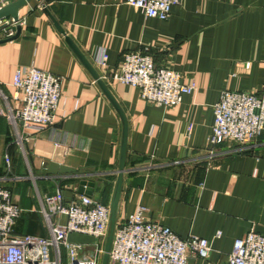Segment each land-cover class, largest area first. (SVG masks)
Masks as SVG:
<instances>
[{
    "label": "crops",
    "instance_id": "0c3cea01",
    "mask_svg": "<svg viewBox=\"0 0 264 264\" xmlns=\"http://www.w3.org/2000/svg\"><path fill=\"white\" fill-rule=\"evenodd\" d=\"M19 17L25 20L20 37L0 44V92L8 97L0 94V107H20L12 86L18 67L34 65L63 77L64 91L54 126L30 133L23 145L0 115V186L23 210L15 234L48 238L40 199L62 191L66 201L76 200L81 180L93 182L92 198L110 206L118 178L122 121L52 18L128 119L117 225L143 205L149 220L182 239L210 240L209 258L191 256L188 264H228L236 239L264 234V134L245 145L209 144L213 108L223 91L264 95V0H183L167 21L146 18L126 0H32ZM101 51L109 55L106 67L96 64ZM135 52L181 73L185 83L194 81L196 92L171 108L147 103L138 89L112 79L124 56ZM50 163L82 177L50 176ZM69 242L91 245L95 239L71 234Z\"/></svg>",
    "mask_w": 264,
    "mask_h": 264
},
{
    "label": "built area",
    "instance_id": "2783aa9c",
    "mask_svg": "<svg viewBox=\"0 0 264 264\" xmlns=\"http://www.w3.org/2000/svg\"><path fill=\"white\" fill-rule=\"evenodd\" d=\"M16 0H0V10ZM183 0H126L146 18L167 21L173 8ZM24 19L0 21V34L13 38ZM109 55L101 51L96 64L106 67ZM248 67V65H247ZM112 79L136 88L147 103L171 108L197 90L194 81L185 83L181 73L156 64L153 56L140 52L124 56L121 68ZM12 86L17 109L0 115L16 129L17 142L23 145L30 133L42 132L55 124L63 96L64 78L34 65L18 67ZM1 96L8 100L2 92ZM214 123L209 137L211 146L233 142L245 145L264 134V95L225 90L214 105ZM5 163L10 173L11 158ZM40 212L49 230L48 238L15 234V225L23 210L15 203L9 188L0 186V264H102L110 221V206L93 198L79 196L66 201L62 191L40 199ZM149 209L138 206L124 223L116 226L110 253L112 264H188L191 256L208 259L211 242L197 235L179 237L170 227L149 220ZM93 237L91 245L69 242V235ZM222 237V232L215 238ZM228 264H264V234L251 231L235 240Z\"/></svg>",
    "mask_w": 264,
    "mask_h": 264
},
{
    "label": "water",
    "instance_id": "95a60500",
    "mask_svg": "<svg viewBox=\"0 0 264 264\" xmlns=\"http://www.w3.org/2000/svg\"><path fill=\"white\" fill-rule=\"evenodd\" d=\"M31 1L32 0H16L11 4H9L8 6L2 8L0 10V21L7 19L10 21L14 20L15 22H18L20 18L19 17L20 9L26 6ZM52 20L57 31L65 37L68 45L71 47V49L77 55L79 60L82 62V64L85 66V68L89 71V73L92 75L94 80L97 82V84L103 91L104 95L107 97V99L110 101L114 109L117 111L122 121L123 131H122V142L120 149L118 178L115 185L113 198L110 204V221H109L107 239L105 243V254L102 260V264H111L110 253H111L114 234L117 225L119 202L123 188V178H124V173L126 171L127 156H128V134H129L128 119L122 107L120 106V104L118 103L112 92L110 91L108 85L101 79L97 70L92 66L89 60L80 51V49L77 47L74 41L67 36L64 28L54 18H52ZM21 31H22V27L18 26L16 35L13 38L0 40V44L13 41L19 38L21 35ZM47 173L50 176L75 175L77 178L82 177V175H77L76 170L71 169L69 167L61 166L56 163L49 164L47 168ZM94 188H95V184L93 182H89L87 180H81L78 186V193L79 195L92 198L94 193Z\"/></svg>",
    "mask_w": 264,
    "mask_h": 264
}]
</instances>
